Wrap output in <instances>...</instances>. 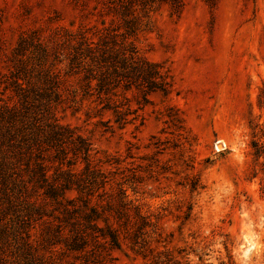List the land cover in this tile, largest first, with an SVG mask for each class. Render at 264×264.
<instances>
[{"label": "rangeland", "instance_id": "obj_1", "mask_svg": "<svg viewBox=\"0 0 264 264\" xmlns=\"http://www.w3.org/2000/svg\"><path fill=\"white\" fill-rule=\"evenodd\" d=\"M153 1L0 0V73L33 32L45 47L23 43L25 64L48 46L46 64L65 70L62 28L103 29L120 44L131 18L138 30L128 41L169 72L168 93L124 92L122 129L109 113L86 119L70 104L57 109L59 121L119 163L105 168L161 227L148 230L168 249L158 264H264V0H178V16L176 3ZM123 251L113 264H148ZM5 259L14 260L9 250Z\"/></svg>", "mask_w": 264, "mask_h": 264}, {"label": "trees", "instance_id": "obj_2", "mask_svg": "<svg viewBox=\"0 0 264 264\" xmlns=\"http://www.w3.org/2000/svg\"><path fill=\"white\" fill-rule=\"evenodd\" d=\"M158 1L176 3V15L181 12L178 0ZM130 19L120 44L103 29L95 35L82 26L62 28L56 45L68 50L65 70L46 64L50 48L43 50L45 42L33 32L13 50L9 72L0 73V262L7 250L12 264H113L112 252L124 247L148 264L167 257L166 245L159 250L160 239L151 240L148 231L161 227L105 168L119 163L98 158L89 139L57 117V109L70 104L86 119L109 113L122 129L130 110L124 92L135 89L144 100L168 93L169 72L128 41L138 30ZM23 43L43 48L32 67L20 58Z\"/></svg>", "mask_w": 264, "mask_h": 264}]
</instances>
